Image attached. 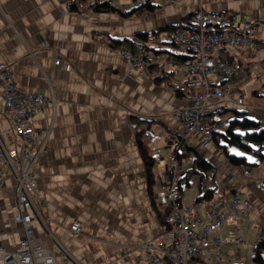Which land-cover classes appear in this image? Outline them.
Wrapping results in <instances>:
<instances>
[{
    "label": "crops",
    "instance_id": "obj_1",
    "mask_svg": "<svg viewBox=\"0 0 264 264\" xmlns=\"http://www.w3.org/2000/svg\"><path fill=\"white\" fill-rule=\"evenodd\" d=\"M114 4L118 10L87 8L79 16L67 10L65 0H0V61L11 67L22 90L48 99L35 117L36 128L48 129L49 135L39 138L42 148L34 168L38 214L32 225L55 264H145L142 245L162 241L172 225L173 203L167 194L173 183L176 203L190 207L191 218L198 213L207 218L213 201L198 202L206 188L218 189L216 199L229 198L232 187L239 188L249 202L262 191L255 182L264 178V162L253 164L260 165L255 172L233 167L220 135L205 146L174 117L187 105L173 84L187 77L181 57L189 53L172 42L166 29L185 25L189 16L203 9L228 15L227 29H236L243 20L260 19L257 38L264 39V0H176L139 17L123 14L134 8L128 0ZM159 31L145 41L137 36ZM119 38L143 44L149 53L146 75L132 70L112 45L111 40ZM217 54L243 62L246 69L229 81L244 103L228 104L215 118L229 120L235 107L264 123V48H222ZM58 58L72 69L55 65ZM3 91L0 85V151H21L24 144L15 123L4 114ZM143 133L145 149L156 160L152 189L137 143ZM163 152L173 157L164 174L158 164ZM229 153L240 152L230 148ZM198 159L216 166V177L206 178ZM176 160L180 168L174 172ZM227 177L233 180L229 190L222 186ZM17 182L13 169L1 163L0 239L11 251H17L25 237L14 220ZM251 187L257 192L249 191ZM254 202L258 208L252 204L254 209L242 218V231L249 224L255 232L260 228L257 217L259 210L264 214V203ZM76 221L84 225L81 238L71 231Z\"/></svg>",
    "mask_w": 264,
    "mask_h": 264
},
{
    "label": "built area",
    "instance_id": "obj_2",
    "mask_svg": "<svg viewBox=\"0 0 264 264\" xmlns=\"http://www.w3.org/2000/svg\"><path fill=\"white\" fill-rule=\"evenodd\" d=\"M88 0H65L69 12ZM134 6L148 4H172L176 0H128ZM78 14V12H75ZM229 17L226 14L210 13L200 9L187 18V23L176 28L170 37L172 42L188 52L191 58L182 63L187 77L173 84L174 90L184 94L187 105L178 109L174 117L182 122L187 133L197 134L205 146L216 138V133L225 128L228 120L215 118L228 104H243L244 97L234 93L229 83L246 69L243 62L222 59L217 52L222 48L259 50L264 48V39L257 38L260 19L243 20L236 29H227ZM132 70L141 75L148 73L144 55H135L128 50L120 51ZM55 65H64L71 70V64H64L61 58ZM222 78L224 83L217 82ZM0 85L3 86L4 114L15 123L18 137L23 141L21 151H0V164L9 165L17 177L15 188L18 209L14 220L25 231L17 251L6 249L0 239V264H55L54 255L36 239L33 220L38 214L34 198L38 188L35 165L41 153L40 136H48V129H37L35 117L48 103L41 95L22 90L11 67L0 61ZM214 116V118H212ZM225 120V121H224ZM138 129H140L138 127ZM180 168V160L173 164V171ZM233 180L227 177L223 188L232 187ZM176 183L167 194L172 201V226L161 237L160 242L148 241L142 245L145 264H224L227 248L236 246L256 247L264 243V232L253 231L251 225L246 236H239V223L248 216L253 206L239 188H233L229 198L214 200L207 218L198 215L190 217V207H180L176 203ZM229 190V189H228ZM75 238L84 235V225L76 221L71 225ZM2 229L0 227V234Z\"/></svg>",
    "mask_w": 264,
    "mask_h": 264
},
{
    "label": "trees",
    "instance_id": "obj_3",
    "mask_svg": "<svg viewBox=\"0 0 264 264\" xmlns=\"http://www.w3.org/2000/svg\"><path fill=\"white\" fill-rule=\"evenodd\" d=\"M117 5L114 4V0H88L84 4L76 7L75 12L81 11L83 14L86 12L85 9L92 8L96 12H110L115 11ZM160 7L154 4H148L145 6H137L132 10H129L123 14L126 16H144L147 13L155 12L156 9ZM118 10V9H117ZM184 25L180 24L178 26H171L166 29L167 32L172 33L176 28L182 27ZM159 32H153L152 34L138 33L137 36L141 41H145L147 38L154 35H159ZM112 45L120 50H128L135 55H144V46L141 42H136L129 38H119L116 40H111ZM148 57H145V61ZM191 58L190 54L187 56H182L181 60L183 62L188 61ZM147 64V62H146ZM148 65V64H147ZM178 92V91H177ZM180 93V92H178ZM232 117L229 118L228 124L225 126L224 131H219L216 135H220L226 147L223 149L228 157L231 165L238 167L254 168V160L259 162H264V123L260 120L247 117V113L240 110H230ZM137 124V123H136ZM144 133L137 136L138 149L140 151L141 157L144 162L146 180L150 188L152 189L157 181L156 173L154 171L156 160L151 158L145 149V144L143 141ZM228 147L238 150L240 153L230 154ZM251 157L252 159H250ZM254 159V160H253ZM199 170L205 174L208 178L209 175L216 177L217 167L209 163L207 160L198 159L197 161ZM213 177V178H214ZM216 178H214V181ZM206 193L198 200V202L206 201L211 203L214 201L218 194L217 188L208 189L206 188ZM264 190V182L262 183V189ZM169 227L168 229H170ZM242 230H240L241 232ZM239 232V233H240ZM258 232V231H256ZM254 231V233H256ZM254 255L248 264H264V243L254 247ZM228 260V258H227ZM224 264H243L236 262H225Z\"/></svg>",
    "mask_w": 264,
    "mask_h": 264
},
{
    "label": "rangeland",
    "instance_id": "obj_4",
    "mask_svg": "<svg viewBox=\"0 0 264 264\" xmlns=\"http://www.w3.org/2000/svg\"><path fill=\"white\" fill-rule=\"evenodd\" d=\"M232 109L236 110L238 108L232 107ZM217 117L220 119L222 116H217ZM221 131H224V129H222ZM228 151H230V147H228ZM172 159H173L172 154L169 152H163L162 155L159 157V163L158 164L162 165V174H164L166 172V167L172 163V161H173ZM254 161L256 163H258L256 160H254ZM232 166L234 167V165H232ZM259 166L260 165H257L254 169H252L253 172H255ZM262 168H264V167L262 166ZM219 172H221V170ZM193 177H195V174ZM263 182H264V178L263 179L259 178V180H256L255 185L258 187V189L259 188L262 189V183ZM194 191H195V189H194ZM249 191L254 192L256 190L253 187H251L249 189ZM263 195H264V190L261 191V194H259V192H257L256 198H254V201H257L258 203H264ZM187 197H189V195H187ZM254 201L250 200L251 205L256 204ZM254 207L258 208V206H256V205H254ZM259 211L260 212H258V217H257L259 220V223L257 224V226L258 225L260 226V228L258 230V232L260 233V232H264V224H262V222L264 223V214H262L261 210H259ZM263 211H264V209H263ZM201 215H203V214H201ZM250 227H251V224H249L248 227H246V228L243 227V231H241L239 233V236H246L249 232ZM252 245H254V244H251V247H249V248L247 246H244L242 248H237L236 246H232L230 248H227L226 251H227V255H228L227 256L228 261H231L230 259H233L234 262H236V263L248 264V262L252 259L251 257H253V255H254V252H253L254 246H252Z\"/></svg>",
    "mask_w": 264,
    "mask_h": 264
},
{
    "label": "bare ground",
    "instance_id": "obj_5",
    "mask_svg": "<svg viewBox=\"0 0 264 264\" xmlns=\"http://www.w3.org/2000/svg\"><path fill=\"white\" fill-rule=\"evenodd\" d=\"M79 16H83V13L81 11H78ZM226 189H229V187H225Z\"/></svg>",
    "mask_w": 264,
    "mask_h": 264
},
{
    "label": "clouds",
    "instance_id": "obj_6",
    "mask_svg": "<svg viewBox=\"0 0 264 264\" xmlns=\"http://www.w3.org/2000/svg\"><path fill=\"white\" fill-rule=\"evenodd\" d=\"M214 202V201H213ZM191 209V208H190ZM172 226V225H171ZM167 230H169V229H167ZM229 262V261H228Z\"/></svg>",
    "mask_w": 264,
    "mask_h": 264
}]
</instances>
